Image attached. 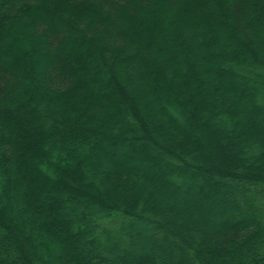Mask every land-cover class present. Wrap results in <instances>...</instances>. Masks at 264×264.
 Returning a JSON list of instances; mask_svg holds the SVG:
<instances>
[{
    "label": "trees",
    "instance_id": "obj_1",
    "mask_svg": "<svg viewBox=\"0 0 264 264\" xmlns=\"http://www.w3.org/2000/svg\"><path fill=\"white\" fill-rule=\"evenodd\" d=\"M263 87L264 0H0V264H264Z\"/></svg>",
    "mask_w": 264,
    "mask_h": 264
},
{
    "label": "rangeland",
    "instance_id": "obj_2",
    "mask_svg": "<svg viewBox=\"0 0 264 264\" xmlns=\"http://www.w3.org/2000/svg\"><path fill=\"white\" fill-rule=\"evenodd\" d=\"M175 17L177 18V14L175 15ZM176 18H174V20H176ZM173 47H175V44H173ZM216 59L218 61H220V60H223V57H217ZM261 73H263V71ZM238 80H243V79H238ZM247 80H249L251 83H253V86H255L256 88L262 86L261 81L253 75H251L250 78ZM176 87H178L177 89L180 90V100H179L181 102L180 104L184 105L186 108L184 115L182 116V118H180L181 125L185 126L187 129L193 130L194 137H196L202 144L207 146L210 150H214V148H215L214 145L211 144L209 139L205 136L206 128L204 129V127H202V125H199V124L197 125V123L193 121V118L196 119L197 115H199V112H201V110L203 108H200V109H199V107L195 108L193 99H191V100L188 99V93L187 92L189 91V89H188L189 87L186 88L181 83H178L176 85ZM202 93H203V91H202ZM259 95L262 97V100L264 101V87L262 88V90H260V91L258 90L257 92L254 93V95H253L254 100H258ZM252 113H254V111ZM216 118H218V117H216ZM104 125L106 126L107 129L111 130L114 133L119 132L118 130H114L113 128L112 129L109 128L107 126V121L104 122ZM220 125L227 129L228 135H234L235 134V131L231 130L229 128L228 124L222 123ZM262 126H263V129L261 131L253 132L252 137L254 139L253 140L254 142H250V141H248V143L246 142V144H247L246 146L248 147V149H251L255 142H257V141L260 142L264 138V134H263L264 123ZM154 129L156 130V128H154ZM155 130H153L152 134L155 133L154 135L158 136L159 131H158V129H157V131H155ZM129 133L132 134V136H130V137H133V135L135 134L134 131H131ZM232 138H231V136H229V139L226 142L225 148H228L231 144H234V141H236V140L235 139L233 140ZM167 139H169L168 136L165 137V140H167ZM145 141L149 143L148 139H145ZM125 150L128 154L133 155V157L138 158L139 159L138 161H140L141 163H147V164L149 163V160H148L149 158L144 157L143 154L141 155V154L137 153L136 151H135L136 152L135 153L134 149L126 148ZM247 151H249V150H246V152ZM192 152H195L194 147L192 148ZM151 158H153V157H150V159ZM189 193L195 194L196 192H195V190H190ZM145 195L149 196L150 198L158 199V201L161 202L162 204H164V203L165 204L175 203L176 205L180 206V205L184 204L186 201L185 196L180 195L179 193H176L175 195H173L172 193L159 195L157 190L153 186V184H150V183L146 184V194ZM146 196H144V197H146ZM145 202H146V200H145ZM208 217L211 220H217V218H218V216L215 217V214L211 213V212H209Z\"/></svg>",
    "mask_w": 264,
    "mask_h": 264
}]
</instances>
